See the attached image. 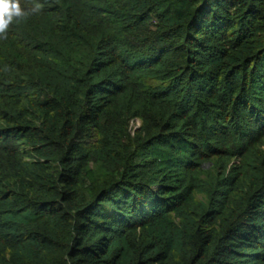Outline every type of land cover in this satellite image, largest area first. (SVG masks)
I'll return each mask as SVG.
<instances>
[{
  "label": "trees",
  "instance_id": "1",
  "mask_svg": "<svg viewBox=\"0 0 264 264\" xmlns=\"http://www.w3.org/2000/svg\"><path fill=\"white\" fill-rule=\"evenodd\" d=\"M20 4L0 264H264V0Z\"/></svg>",
  "mask_w": 264,
  "mask_h": 264
},
{
  "label": "clouds",
  "instance_id": "2",
  "mask_svg": "<svg viewBox=\"0 0 264 264\" xmlns=\"http://www.w3.org/2000/svg\"><path fill=\"white\" fill-rule=\"evenodd\" d=\"M40 7L36 4L31 11H26L21 7L20 0H0V38L7 39L8 30L14 21L26 19Z\"/></svg>",
  "mask_w": 264,
  "mask_h": 264
},
{
  "label": "rangeland",
  "instance_id": "3",
  "mask_svg": "<svg viewBox=\"0 0 264 264\" xmlns=\"http://www.w3.org/2000/svg\"><path fill=\"white\" fill-rule=\"evenodd\" d=\"M141 126V121L138 118H134L131 120L130 122V131L129 134L132 136L134 135V131L139 129V127ZM91 168L93 169V167L95 166L94 164L91 163ZM205 169H209L210 165H204Z\"/></svg>",
  "mask_w": 264,
  "mask_h": 264
}]
</instances>
